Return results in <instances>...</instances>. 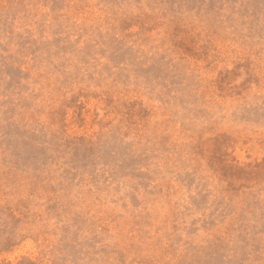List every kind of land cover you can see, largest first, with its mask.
<instances>
[{
	"label": "rangeland",
	"instance_id": "obj_1",
	"mask_svg": "<svg viewBox=\"0 0 264 264\" xmlns=\"http://www.w3.org/2000/svg\"><path fill=\"white\" fill-rule=\"evenodd\" d=\"M0 264H264V0H0Z\"/></svg>",
	"mask_w": 264,
	"mask_h": 264
}]
</instances>
